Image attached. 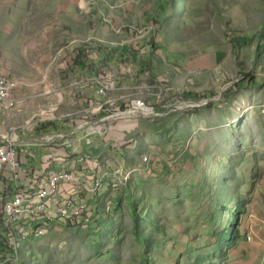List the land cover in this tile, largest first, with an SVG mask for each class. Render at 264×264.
Wrapping results in <instances>:
<instances>
[{
    "label": "rangeland",
    "instance_id": "rangeland-1",
    "mask_svg": "<svg viewBox=\"0 0 264 264\" xmlns=\"http://www.w3.org/2000/svg\"><path fill=\"white\" fill-rule=\"evenodd\" d=\"M263 36L264 0H0V77L15 83L14 127L90 135L82 170L53 172L89 184L107 174L95 194L63 183L53 210L31 203L35 219L60 222L18 255L0 248V264H220L246 227L264 223ZM140 65L144 79L124 86ZM103 85L107 99L94 96ZM138 100L153 112L126 113ZM4 117L0 109V126ZM74 144L70 166L81 154ZM18 145L23 169L51 174L30 165L59 151L27 149L20 135ZM71 194L89 211L62 220L59 203Z\"/></svg>",
    "mask_w": 264,
    "mask_h": 264
},
{
    "label": "built area",
    "instance_id": "built-area-1",
    "mask_svg": "<svg viewBox=\"0 0 264 264\" xmlns=\"http://www.w3.org/2000/svg\"><path fill=\"white\" fill-rule=\"evenodd\" d=\"M13 88H15L13 80L0 77V109L5 113L18 108L16 99L12 97ZM108 91L107 85H103L97 92L98 97L107 99ZM110 102V100L104 103L97 102L96 105L100 108L98 110L103 111ZM128 109L126 113L140 115L153 112V109L141 100L133 101ZM19 131L13 128L5 135L0 134V212H3L0 216V248H6L12 256L18 255L21 244H26L33 238L45 237L48 231L60 222L58 217L50 215L35 219V215L29 208L31 203L35 202L37 209L41 211L53 210V206L57 204L54 200L62 191L63 183L74 184L77 194L87 192L95 194L101 188L100 181L107 178L105 173L101 180L92 181V184H89L85 180L79 181L69 173L51 171V174L46 177L36 176V172L23 169L20 163ZM87 141L90 139L87 138ZM143 161L148 163L146 158ZM11 184H15L16 187L13 193L9 189ZM59 204L57 214L63 218L62 220H68L65 217L80 216L89 211V207L77 195L71 194V197L61 199Z\"/></svg>",
    "mask_w": 264,
    "mask_h": 264
},
{
    "label": "crops",
    "instance_id": "crops-1",
    "mask_svg": "<svg viewBox=\"0 0 264 264\" xmlns=\"http://www.w3.org/2000/svg\"><path fill=\"white\" fill-rule=\"evenodd\" d=\"M85 48L86 47H84V49ZM84 49L83 50L73 49V51H86ZM122 53H123V56H121ZM97 54L100 55V53H97ZM130 55L131 57H133L135 54L130 53ZM100 56H107V55L101 54ZM119 56H121L119 58L121 59L122 62L128 61L125 51H120ZM143 59L146 60V58H143ZM73 67H74V71L76 72L78 70H82V67L79 64L73 65ZM143 70H144V66L142 65L132 70H128V77L130 80H126V82L123 81L122 84L125 86V84L130 81L134 82L135 80H138L137 76H139L141 72H143ZM87 74L90 77L92 72L88 70ZM142 76L143 75H140V80L144 79V78L142 79ZM120 80L122 81V79ZM93 91H94V96H98L97 94L98 89L93 87ZM17 110L18 108L14 111L5 113V117L1 118L3 121L2 125L0 126L1 135H5L9 133L13 128H16L14 127V123H12V120L16 119L17 115H13V114L10 115V113L18 112ZM44 125L45 124L42 123V125L40 126V128L37 129V131H29V130L19 131L18 135H20V137L22 138L23 143L28 145L27 149L32 148L33 145L39 144L50 150L59 151V152L56 153L55 156L51 157V159L48 158L49 160L47 162L43 160L40 163H34L33 165H30V166L34 169L35 168L40 169L42 167L41 170L49 169L50 171H59V170H65L67 172L81 171L83 166L85 165L83 162L87 160L86 159L88 156L87 154H90V152L89 153L84 152L82 147L80 146L81 142L83 141L84 136H86L87 134L79 136V135L74 134L75 131H67L66 129L62 131L60 130L61 129L60 124L52 126L53 128H50L49 130L48 129L45 130ZM65 127H66L65 125L62 126V128H65ZM34 135L41 136V137L34 138ZM89 136L90 135H87V138H89ZM46 139L49 141V143L43 145L41 142ZM71 142H73V144L75 143L74 145L77 144L76 150L78 151V153H81V154L80 155L78 154L79 157H77L75 161L76 164L74 162V165L70 166L66 161L68 159L67 158L68 156H66L67 151L65 148L71 147L70 145H67V144H70ZM56 147L59 148V150H55L54 148ZM90 147H91V150H93L92 153H98L101 150L100 145L95 146L93 144V141ZM55 160H58L57 164L59 166L56 165ZM96 160L97 159H95V161ZM21 161L24 165L28 164V161L25 159L21 158ZM100 167L103 168L101 165ZM92 169H94L93 165H92ZM102 170L103 169H101V171ZM84 174L90 175L91 177L93 173L89 170V171H85ZM105 185H107V183ZM240 235H241L240 239H238L237 242L234 243V247L229 250L228 256L224 258V260L220 264H264V223L260 222L255 225H252L251 227H246V229H244V231L241 232Z\"/></svg>",
    "mask_w": 264,
    "mask_h": 264
},
{
    "label": "trees",
    "instance_id": "trees-1",
    "mask_svg": "<svg viewBox=\"0 0 264 264\" xmlns=\"http://www.w3.org/2000/svg\"><path fill=\"white\" fill-rule=\"evenodd\" d=\"M262 39H264V36H263ZM261 45H262V41H261V39H259V40H258V45H257V46H258V47H261ZM253 55H254V54H253ZM255 79H257V78H255ZM255 79H254V80H255ZM254 80H251L250 83H252V81H254ZM246 81H247V80H244V82H246ZM247 83H248V85L250 84L248 81H247ZM237 87H238V86H237Z\"/></svg>",
    "mask_w": 264,
    "mask_h": 264
},
{
    "label": "bare ground",
    "instance_id": "bare-ground-1",
    "mask_svg": "<svg viewBox=\"0 0 264 264\" xmlns=\"http://www.w3.org/2000/svg\"><path fill=\"white\" fill-rule=\"evenodd\" d=\"M92 128H93V127H92ZM100 128H101V127H100ZM89 129H90V128H89ZM91 132H92V131H91ZM97 132H100V131H99V129H98V131H97ZM32 142H33V141H32ZM33 146H34V145H33Z\"/></svg>",
    "mask_w": 264,
    "mask_h": 264
},
{
    "label": "water",
    "instance_id": "water-1",
    "mask_svg": "<svg viewBox=\"0 0 264 264\" xmlns=\"http://www.w3.org/2000/svg\"><path fill=\"white\" fill-rule=\"evenodd\" d=\"M107 121H108V119L104 120V122H107Z\"/></svg>",
    "mask_w": 264,
    "mask_h": 264
}]
</instances>
